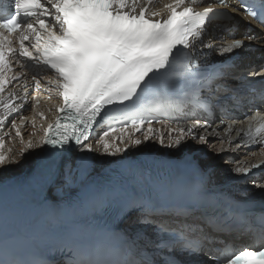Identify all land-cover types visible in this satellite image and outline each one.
I'll return each instance as SVG.
<instances>
[{"label":"snow or ice","instance_id":"obj_1","mask_svg":"<svg viewBox=\"0 0 264 264\" xmlns=\"http://www.w3.org/2000/svg\"><path fill=\"white\" fill-rule=\"evenodd\" d=\"M203 2L218 3L224 11L211 6L197 11V0H172L165 5L166 16L151 7L152 0H11L0 16V125L19 114L21 105L11 106L13 99L26 100L15 92L4 95L8 85L26 80L25 68L33 72L37 90L43 87L37 69L51 73L45 80L60 103L46 123L44 113H38V137L36 115L31 118L35 142H25L20 131L28 117L19 123L11 119L22 145L17 152L5 150L0 137V264H67L68 254L71 264H264V232L258 246L253 242L219 254L221 238L242 234L245 225L214 206L213 170L194 156L215 135L211 123L217 112L218 126L225 125L229 105L246 103L249 111L240 123L247 122L250 138L264 134V93L258 104L246 101L234 87L240 83L236 72L227 70L236 66L223 59L242 53L256 39L254 32L245 30L236 38L238 28H226L233 37L226 44L215 43L222 37L211 35L218 14L264 25V0ZM217 48L221 59L205 63ZM13 62L20 70L9 76ZM257 77L264 80V64L247 69V78ZM185 111L213 120L181 125L178 114ZM109 113L117 119L105 125ZM149 143H158L170 156H183L186 171L207 176L208 184L174 178L151 154L143 161L132 157L133 149ZM224 152L221 140L212 155ZM100 158H115L117 166L102 167ZM225 164L233 176L248 180L249 168ZM24 168L28 187L63 233L46 243L39 258L32 254L34 237L14 229L17 209L9 206L11 174ZM252 185L264 191V184L253 180ZM165 192L188 198L165 199ZM57 256L61 259H52Z\"/></svg>","mask_w":264,"mask_h":264},{"label":"bare ground","instance_id":"obj_2","mask_svg":"<svg viewBox=\"0 0 264 264\" xmlns=\"http://www.w3.org/2000/svg\"><path fill=\"white\" fill-rule=\"evenodd\" d=\"M230 11H232V9L230 8ZM235 23H236V27L238 28V34H237V36H236V38H241L240 37V35H239V33H243V31L246 29V27H247V24H245V23H238V21L237 20H235ZM249 24L250 25H252V26H254L255 25V22L254 21H250L249 22ZM226 27V26H225ZM258 31H256V33H255V37H256V39H254L253 40V42L249 45V46H251V47H254V50H259V49H261V50H264V46H262V44H264V32H262L261 30L262 29H257ZM216 37H222V39H217V40H221V42L222 43H228V42H230L231 41V39L233 38L231 35H229L228 34V32L227 33H221L220 35H217ZM245 39H246V37H245ZM217 40H215V42L217 41ZM255 48H258V49H255ZM258 52V51H257ZM262 53H264V51H261ZM242 55V54H241ZM231 57L232 56H228V59H231ZM239 63H241V65H243L244 63H245V61H244V59H240V61H239ZM256 66H258V65H260V64H264V62H258V64H256V63H254ZM239 69L241 70V69H243V67H239ZM257 79H259V78H257ZM24 85H30V80H29V78L28 77H26V80L25 79H21V81L20 82H16L15 84H14V86H12V88L11 89H13V90H16V91H18V94H22L23 96H27V97H29V95H28V93L31 91V88L30 87H28L26 90H25V87H23ZM20 102V105H21V109L23 110V113H26L27 111H28V109H29V106H30V103L28 102V101H19ZM41 108V106H36V110H39ZM14 116H18L17 114H14ZM2 126V129H5L6 127H7V125H5V124H3V125H1ZM28 131L26 134H24V136L23 137H25V136H27V135H29L30 133V128H29V125L28 124H25V125H21L20 126V131L22 132V131ZM0 133H2V132H0ZM10 137H12V136H9L8 138H6V139H10L11 140V138ZM16 138H18V137H16ZM13 139V138H12ZM18 139H20V138H18ZM24 139V138H23ZM104 158H102V160H103ZM208 159H210V160H214L215 159V156L214 155H210V154H208ZM99 161H100V159H99ZM25 169V168H24ZM24 169H19V170H16V171H14L12 174H11V177L12 176H14L15 174H18V173H20L22 170H24ZM11 180H13V178H11ZM10 180V181H11ZM61 194V192L60 193H56V196H59ZM18 223H23V222H25V218L23 219V220H19V221H17ZM30 226H27V228H29Z\"/></svg>","mask_w":264,"mask_h":264},{"label":"rangeland","instance_id":"obj_3","mask_svg":"<svg viewBox=\"0 0 264 264\" xmlns=\"http://www.w3.org/2000/svg\"><path fill=\"white\" fill-rule=\"evenodd\" d=\"M255 49H258V48H255ZM260 51H264V50H261V49H259V51L258 52H260ZM253 62V61H252ZM256 64H258V63H256ZM24 134H26L28 131L26 130V131H22ZM11 138V140L10 139H7V141H14L15 139H12V137H10ZM13 144H15V145H13ZM22 145L21 144H18V143H14V142H5V150H7V149H9V148H11V149H13V152L15 153V152H17L18 150H19V148L21 147ZM17 158H19V157H17Z\"/></svg>","mask_w":264,"mask_h":264},{"label":"trees","instance_id":"obj_4","mask_svg":"<svg viewBox=\"0 0 264 264\" xmlns=\"http://www.w3.org/2000/svg\"><path fill=\"white\" fill-rule=\"evenodd\" d=\"M257 51L259 50H254V52L251 54V58L254 63H258L257 61L259 60H264V53Z\"/></svg>","mask_w":264,"mask_h":264},{"label":"water","instance_id":"obj_5","mask_svg":"<svg viewBox=\"0 0 264 264\" xmlns=\"http://www.w3.org/2000/svg\"><path fill=\"white\" fill-rule=\"evenodd\" d=\"M140 147H142V146H140Z\"/></svg>","mask_w":264,"mask_h":264}]
</instances>
